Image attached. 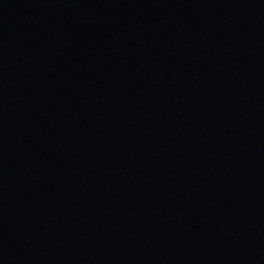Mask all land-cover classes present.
Here are the masks:
<instances>
[{
	"label": "water",
	"instance_id": "obj_1",
	"mask_svg": "<svg viewBox=\"0 0 264 264\" xmlns=\"http://www.w3.org/2000/svg\"><path fill=\"white\" fill-rule=\"evenodd\" d=\"M0 264H264V0H0Z\"/></svg>",
	"mask_w": 264,
	"mask_h": 264
}]
</instances>
